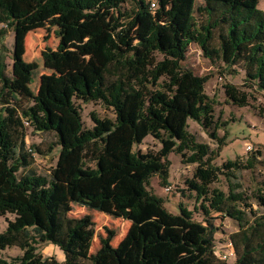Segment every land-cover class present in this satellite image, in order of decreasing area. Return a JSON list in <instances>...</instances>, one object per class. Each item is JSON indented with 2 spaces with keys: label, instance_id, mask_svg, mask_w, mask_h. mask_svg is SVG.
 <instances>
[{
  "label": "trees",
  "instance_id": "trees-1",
  "mask_svg": "<svg viewBox=\"0 0 264 264\" xmlns=\"http://www.w3.org/2000/svg\"><path fill=\"white\" fill-rule=\"evenodd\" d=\"M151 1L0 0V24L6 27L20 32L55 27L58 45L45 47L42 57L55 68L57 83H66L76 99L102 101L115 112L114 119L92 114L94 125L87 128L66 92L33 96L6 75L0 59V215L14 216L0 232V250L18 246L24 252L19 262L0 259V264H227L216 257L215 227L207 219L211 212L240 222L230 234L234 264H264V213L245 219L236 207L244 201L236 185L228 194L210 191L219 169L204 161L208 146L198 144L188 130L193 120L216 136L214 108L205 92L208 77L181 65L195 42L206 57L243 70L246 80L264 91L260 0H156L155 8ZM104 8L115 10L112 31L95 19L68 18ZM225 93L236 104L247 102L236 85L226 84ZM51 104L79 122L70 139L64 137L62 119H54ZM28 127L58 138L59 156L48 175L30 168ZM148 136L161 143L160 149L135 151ZM184 148L195 149L192 160L202 163L187 186L202 199L204 221L195 220L182 204L178 213L170 212L164 199L148 189L152 176H168V156ZM257 199L264 209V188ZM72 202L128 220L126 235L116 246L102 240L91 255L94 223L69 218ZM45 243L59 247L65 260L38 254Z\"/></svg>",
  "mask_w": 264,
  "mask_h": 264
},
{
  "label": "rangeland",
  "instance_id": "rangeland-1",
  "mask_svg": "<svg viewBox=\"0 0 264 264\" xmlns=\"http://www.w3.org/2000/svg\"><path fill=\"white\" fill-rule=\"evenodd\" d=\"M123 7L127 9L130 5L125 4ZM259 7L264 10V0H260ZM115 14L112 8H104L100 12L85 16L73 12L68 18L81 21L95 19L106 30L112 31ZM197 19L203 20L198 14ZM54 30L55 27L51 26L48 30L20 32L0 24V59L5 62L6 75L33 96L46 98L50 91L58 95L66 92L79 107L82 123L87 128L94 125L92 114L100 118L114 119L115 112L112 107L102 101L78 100L71 96L66 83H57L55 68L42 57L45 47L55 49L58 45L59 38ZM14 57L21 61L20 66L30 71V76L22 72ZM159 57L162 58L161 55ZM181 65L196 75L208 77L205 92L213 104L214 121L217 123L214 129L216 136H211L208 130L193 120H189L188 130L198 144L208 146L209 154L204 161L208 162V166L219 169L217 179L209 186L210 191L218 189L228 194L231 185H236L237 191L244 194V201L236 204V207L245 213V219L253 220L264 213L257 199L264 188V91L247 81L243 70L227 69L218 59L211 60L206 57L201 46L195 42L189 45L186 59ZM226 84L236 85L237 89L246 95L245 105L236 104L228 98L225 93ZM50 106L54 119H62L65 139H70L79 122L72 118L65 108H58L53 104ZM212 130L213 128L210 131ZM25 140L26 148H33V163L30 168L37 173L48 175L56 165L60 152V146L56 145L58 142L56 134L37 132L28 127ZM36 147L40 151H37ZM50 147L53 148L51 152ZM160 147L161 143L158 140L148 136L134 149L147 152L157 151ZM195 152L193 148H184L181 152L173 151L168 156L170 162L168 176L165 179L160 178L158 174L152 176L148 189L164 199V205L170 212L178 213L179 205L182 204L193 211L195 220L204 221L205 216L200 209L202 199L199 200L196 193L190 191L187 186V180L192 179L196 168L202 164L199 160H192ZM229 161L236 163V166L225 168L224 164ZM68 217L86 219L94 223L95 236L90 250L91 255L100 249L102 240H108L112 246L119 244L130 226V222L124 218H117L74 202L69 206ZM13 218L11 214L0 215V232L6 229L8 221ZM207 219L215 227L216 257L223 259L227 264H234L236 254L230 244V234L239 230L240 222L215 212H211ZM23 253L18 246L7 247L0 250V259L8 263L19 262L17 258L22 257ZM37 253L43 258L52 257L60 262L65 260L64 253L53 244L39 245Z\"/></svg>",
  "mask_w": 264,
  "mask_h": 264
},
{
  "label": "built area",
  "instance_id": "built-area-1",
  "mask_svg": "<svg viewBox=\"0 0 264 264\" xmlns=\"http://www.w3.org/2000/svg\"><path fill=\"white\" fill-rule=\"evenodd\" d=\"M151 6H152L153 8L156 7V3H155V1H151Z\"/></svg>",
  "mask_w": 264,
  "mask_h": 264
}]
</instances>
